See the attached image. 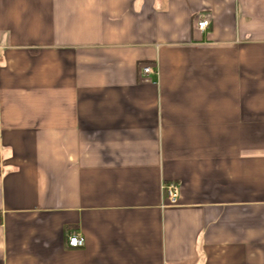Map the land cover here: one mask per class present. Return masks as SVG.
<instances>
[{"label":"crops","instance_id":"0c3cea01","mask_svg":"<svg viewBox=\"0 0 264 264\" xmlns=\"http://www.w3.org/2000/svg\"><path fill=\"white\" fill-rule=\"evenodd\" d=\"M0 223V264H264V0H0Z\"/></svg>","mask_w":264,"mask_h":264},{"label":"built area","instance_id":"2783aa9c","mask_svg":"<svg viewBox=\"0 0 264 264\" xmlns=\"http://www.w3.org/2000/svg\"><path fill=\"white\" fill-rule=\"evenodd\" d=\"M200 31H205L209 28V21L202 20L197 25ZM142 73L145 77L154 73L151 66H145L142 68ZM163 186V191L165 192L167 199L171 205H176L178 203L180 188L175 183H168ZM1 226V223H0ZM85 239L81 234L75 233L68 238V245L72 249H81L84 247Z\"/></svg>","mask_w":264,"mask_h":264}]
</instances>
